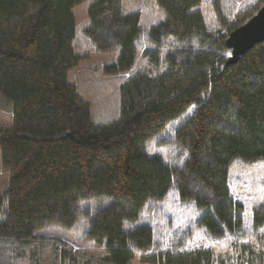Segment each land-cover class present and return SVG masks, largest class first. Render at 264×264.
Segmentation results:
<instances>
[{
	"label": "trees",
	"instance_id": "16d2710c",
	"mask_svg": "<svg viewBox=\"0 0 264 264\" xmlns=\"http://www.w3.org/2000/svg\"><path fill=\"white\" fill-rule=\"evenodd\" d=\"M80 1L0 0V95L12 109L0 125L8 175L0 264H132L136 256L144 264H264V199L247 217L229 187L231 161L264 166V41L223 66L227 35L264 0H209L214 27L200 0H155L163 18L146 30V46L128 0H88L76 43L71 8ZM91 50L116 52L109 72L128 70L138 51L144 57L118 86V116L105 122L91 117L68 77ZM152 141L163 153L150 152ZM173 189L179 204L193 202L209 244L191 238L193 229L165 244L158 227L133 225ZM104 196L106 205H81ZM79 219L103 253L75 252L52 235L53 225Z\"/></svg>",
	"mask_w": 264,
	"mask_h": 264
},
{
	"label": "rangeland",
	"instance_id": "374dc122",
	"mask_svg": "<svg viewBox=\"0 0 264 264\" xmlns=\"http://www.w3.org/2000/svg\"><path fill=\"white\" fill-rule=\"evenodd\" d=\"M237 5H241L244 0H236ZM126 5L137 8L140 12L139 24L143 29V45L146 46V30L151 25L163 18L161 10L158 8L155 0H128ZM88 0H82L72 6L71 10L74 15V27L76 39L75 42L81 45L84 39L81 36V29L86 25L88 16ZM200 7L207 26L214 27L215 20L209 0H200ZM167 46L163 47V52ZM116 52H101L91 50L88 57L81 60L79 64L69 70L68 77L76 85L80 95L90 103L91 117L97 122L109 121L118 116L119 99L118 86L128 76V74L138 65L144 62L141 51H138L132 66L128 70L109 72L104 70V65L115 61ZM192 111L189 107L186 113ZM12 118L11 103L0 95V125H7ZM181 117L175 119L179 122ZM150 152H161L163 149L151 142L149 145ZM164 155V154H163ZM165 157V155H164ZM166 158V157H165ZM8 175L0 168V221L4 218L6 209V199L3 196L6 189ZM229 187L235 199L243 202L245 214L250 217L251 204L256 199H264V166L261 159L246 162L233 160L229 164ZM110 202L108 197H89L81 200L83 206H102ZM175 190H169L165 197L157 201H150L149 209H145L139 216V219L133 225L149 224L152 227H158L162 230L165 244L171 243L175 239L176 231H185L193 229V236L198 244H209L207 239H203L202 234L198 232L194 220L198 211L193 207V202L189 205L178 203ZM87 220L79 219L73 226L64 227L53 225L52 235L61 238L60 244L69 247L77 252L83 250L89 254H101L103 248H98L83 236L87 230ZM37 233H43V229H37ZM214 245H220V240H213ZM134 264H144L137 259H133ZM132 263V264H133Z\"/></svg>",
	"mask_w": 264,
	"mask_h": 264
},
{
	"label": "water",
	"instance_id": "95a60500",
	"mask_svg": "<svg viewBox=\"0 0 264 264\" xmlns=\"http://www.w3.org/2000/svg\"><path fill=\"white\" fill-rule=\"evenodd\" d=\"M262 41H264V2L254 15L227 35L225 42L230 54L223 66L235 63L242 54Z\"/></svg>",
	"mask_w": 264,
	"mask_h": 264
}]
</instances>
